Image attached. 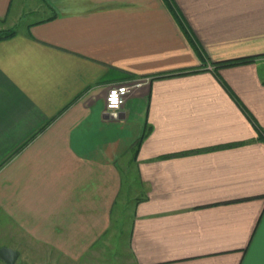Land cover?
Masks as SVG:
<instances>
[{
    "label": "crops",
    "instance_id": "crops-1",
    "mask_svg": "<svg viewBox=\"0 0 264 264\" xmlns=\"http://www.w3.org/2000/svg\"><path fill=\"white\" fill-rule=\"evenodd\" d=\"M39 9L0 41V224L28 263L109 236L130 167L133 264H264V0H0V29Z\"/></svg>",
    "mask_w": 264,
    "mask_h": 264
},
{
    "label": "rangeland",
    "instance_id": "rangeland-1",
    "mask_svg": "<svg viewBox=\"0 0 264 264\" xmlns=\"http://www.w3.org/2000/svg\"><path fill=\"white\" fill-rule=\"evenodd\" d=\"M43 18H45L43 10L39 9L24 16L12 28L16 29L17 32H22L27 25ZM121 179L123 183L113 211V226L110 235L98 239L94 245L83 244L80 248L82 250L80 254L65 255L55 248L42 249L40 246L36 248V254L32 255L35 258L34 262L28 263L30 254L27 253L26 247L29 244L28 246L32 250L33 246L24 238H11L12 232L8 223L0 224L2 227L0 229V246L2 244L10 245L11 242L15 243L16 241L21 242L19 249L22 251L20 255L22 262L20 264H133L131 256L126 250V242L135 202L138 200L141 191L137 175L132 168L124 169ZM23 261L25 262L23 263Z\"/></svg>",
    "mask_w": 264,
    "mask_h": 264
},
{
    "label": "trees",
    "instance_id": "trees-1",
    "mask_svg": "<svg viewBox=\"0 0 264 264\" xmlns=\"http://www.w3.org/2000/svg\"><path fill=\"white\" fill-rule=\"evenodd\" d=\"M17 35V31L14 28H7V29H0V41L2 40H6L9 38H12L14 36ZM254 61V59L252 58H247V59H240V60H236V61H228V62H224L221 64H218L214 67L213 72L215 73V75H217V71L219 68H224V67H232V66H240V65H247L250 64ZM191 72H182V73H177L175 75H165V76H157L155 77V79H161V78H166V77H172V76H177V75H184V74H188ZM153 80V79H151ZM228 91V90H227ZM229 92V91H228ZM259 131V130H258ZM259 133H262V131H259ZM148 135V131H146L143 136L141 137V139H139L137 141V143L135 144V148H134V152H133V159L136 156V153L138 151V149L140 148V145L142 143V140ZM259 139H263V136L260 135Z\"/></svg>",
    "mask_w": 264,
    "mask_h": 264
},
{
    "label": "built area",
    "instance_id": "built-area-1",
    "mask_svg": "<svg viewBox=\"0 0 264 264\" xmlns=\"http://www.w3.org/2000/svg\"><path fill=\"white\" fill-rule=\"evenodd\" d=\"M138 84L135 83L134 85H128V84H118V85H113V86H110L108 89H107V93H106V97H105V111L108 115H110L111 111H117V109H109L108 108V96L110 94V92L112 90H116L117 91V94H118V99L119 100H122L123 102L120 103L119 105V109L118 111L121 110V108L123 107V105L125 104V101H126V98L127 96L129 95L130 91L132 88H134L135 86H137ZM123 87L125 89H127L126 93L124 95H120L119 94V89Z\"/></svg>",
    "mask_w": 264,
    "mask_h": 264
},
{
    "label": "clouds",
    "instance_id": "clouds-1",
    "mask_svg": "<svg viewBox=\"0 0 264 264\" xmlns=\"http://www.w3.org/2000/svg\"><path fill=\"white\" fill-rule=\"evenodd\" d=\"M127 89L121 87L119 89V94L124 95ZM122 100L118 99V94L116 90H112L108 96V108L109 109H117V111H111L110 115L113 119H119V105L122 103Z\"/></svg>",
    "mask_w": 264,
    "mask_h": 264
},
{
    "label": "water",
    "instance_id": "water-1",
    "mask_svg": "<svg viewBox=\"0 0 264 264\" xmlns=\"http://www.w3.org/2000/svg\"><path fill=\"white\" fill-rule=\"evenodd\" d=\"M19 253L7 247H0V261L4 264H15Z\"/></svg>",
    "mask_w": 264,
    "mask_h": 264
}]
</instances>
